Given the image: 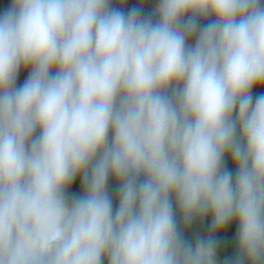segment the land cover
<instances>
[{
	"label": "clouds",
	"instance_id": "1",
	"mask_svg": "<svg viewBox=\"0 0 264 264\" xmlns=\"http://www.w3.org/2000/svg\"><path fill=\"white\" fill-rule=\"evenodd\" d=\"M128 3L0 12V264H264V0Z\"/></svg>",
	"mask_w": 264,
	"mask_h": 264
},
{
	"label": "trees",
	"instance_id": "2",
	"mask_svg": "<svg viewBox=\"0 0 264 264\" xmlns=\"http://www.w3.org/2000/svg\"><path fill=\"white\" fill-rule=\"evenodd\" d=\"M11 3V0H0V12ZM156 0H129L127 5L124 7L131 8L133 6H140L145 15L150 14L155 7ZM201 23H206V21H201ZM28 71L22 69L20 75L18 77V84L23 83V81L27 78ZM264 93V87H258L253 90V95H258ZM227 167L234 171L232 162L230 158L226 159ZM109 191L110 194L113 195L114 206L117 203L115 196V182L110 181L109 183ZM71 195H79L80 194V185L79 178L75 182V185L72 189H70ZM210 224H211V216L203 220L195 221L188 229L182 230L185 232V236L187 239L195 242L198 237L206 238L210 232ZM236 228L237 225L233 223L226 230L219 232L216 234V238L218 240V264H229L230 261L234 258L235 255V241H236Z\"/></svg>",
	"mask_w": 264,
	"mask_h": 264
}]
</instances>
